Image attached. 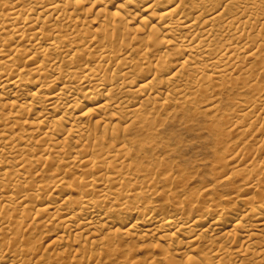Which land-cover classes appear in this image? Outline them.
Instances as JSON below:
<instances>
[{"label":"bare ground","instance_id":"obj_1","mask_svg":"<svg viewBox=\"0 0 264 264\" xmlns=\"http://www.w3.org/2000/svg\"><path fill=\"white\" fill-rule=\"evenodd\" d=\"M0 264H264V0H0Z\"/></svg>","mask_w":264,"mask_h":264},{"label":"rangeland","instance_id":"obj_2","mask_svg":"<svg viewBox=\"0 0 264 264\" xmlns=\"http://www.w3.org/2000/svg\"><path fill=\"white\" fill-rule=\"evenodd\" d=\"M173 130L178 134V137L180 138V144L176 149V152L171 156L174 158H171L173 159L172 161L174 162V165L177 164V166H179V170L175 167L179 173L176 169V172L173 173H177L182 176L185 175L186 177L183 176L182 182L167 185L160 182V180H157L156 187L159 192L153 198L155 202L153 203V205H151V207H154L157 212L168 211L170 213H174L171 205H173L175 201H178V204L181 203L182 206H184L183 209L185 212L190 210L192 204L200 205L201 198L197 196L198 192H200L206 184H209L211 178L220 170H215V168L212 167V160L215 161L213 152L210 150V148H208L209 146L203 138H197L195 131L188 132L180 129L177 126L174 127ZM159 189H167V191H165L166 194L160 193L161 190ZM231 189L232 187L230 186H219L218 188L213 190L209 189L207 192L208 195L206 194V196L211 199L212 204L215 205L214 203H218V201L220 200L219 197L221 198V196L230 193ZM193 190L196 191L194 192ZM172 191L174 192V194ZM189 192H191V195L189 194ZM177 194L179 195V197H177ZM220 207L221 206H218V210H216L217 212H221V210H224V207Z\"/></svg>","mask_w":264,"mask_h":264}]
</instances>
